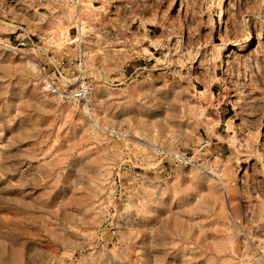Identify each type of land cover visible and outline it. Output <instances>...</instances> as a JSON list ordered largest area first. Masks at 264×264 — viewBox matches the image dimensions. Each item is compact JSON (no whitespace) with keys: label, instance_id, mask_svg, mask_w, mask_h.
<instances>
[{"label":"rangeland","instance_id":"374dc122","mask_svg":"<svg viewBox=\"0 0 264 264\" xmlns=\"http://www.w3.org/2000/svg\"><path fill=\"white\" fill-rule=\"evenodd\" d=\"M50 1L0 0V264H264V0H84L80 34ZM80 74L91 111L45 84Z\"/></svg>","mask_w":264,"mask_h":264},{"label":"built area","instance_id":"2783aa9c","mask_svg":"<svg viewBox=\"0 0 264 264\" xmlns=\"http://www.w3.org/2000/svg\"><path fill=\"white\" fill-rule=\"evenodd\" d=\"M75 7H76V12H77V18L79 20V25L75 26V30L77 34H80L82 31V14H83V8L85 6L84 0H71ZM1 20V19H0ZM22 40L19 41L20 45H26V44H33L36 47V43L33 41L32 35L30 33H24L22 36ZM76 42V47H77V54L76 55H70V54H63L59 58H55L54 56H50V52H47V55H49L48 64H52V66L55 67V73L58 72L60 76L64 74V68L68 64H78L81 68L80 71L83 72V64H86L85 58V47L84 43L81 39L75 40ZM2 46V42L0 40V47ZM38 47V46H37ZM78 86L70 89L69 91L67 90H61V88L57 85V82L50 78L47 77L45 79V84L48 87L50 91L53 93L60 94L62 96H72L77 99H82L89 111L92 110L91 107V98H92V85L90 81L85 78L82 74H80V79L78 80ZM106 132H109L111 135H114L116 137H120L123 135V131L118 129V128H105Z\"/></svg>","mask_w":264,"mask_h":264},{"label":"crops","instance_id":"0c3cea01","mask_svg":"<svg viewBox=\"0 0 264 264\" xmlns=\"http://www.w3.org/2000/svg\"><path fill=\"white\" fill-rule=\"evenodd\" d=\"M97 1H103V3L100 5H95L94 2H92L93 7H103L107 8L109 10L110 15H112V18H116L118 12L122 11L123 13H126L128 9H130L131 5V0H97ZM54 0L50 1L51 5L53 4ZM106 2V4H105ZM140 7V6H139ZM138 7V12L140 14L144 13V10L140 11ZM105 8V9H106ZM104 9V10H105ZM111 11V12H110ZM142 17V15L139 16V18ZM153 19L150 18H145V23H146V30H143V36L145 39V44L142 45V49L146 54V56H143L144 62L141 64H128L130 66V69L132 70L131 73H135L138 70L144 71L146 69H157V67H154L153 65V60L157 58L155 54V49L157 50L159 47H162V42L158 43L159 39V34L156 33L153 29L154 25H157V23L152 21ZM151 26V27H150ZM72 27V26H71ZM74 28V26H73ZM72 36V35H71ZM159 44V45H158ZM149 61L151 64H146V62ZM144 63V64H143ZM230 102L225 101V104L230 105ZM233 107V106H232ZM230 108H226L223 110L225 120H231V115L229 114ZM221 141V140H220Z\"/></svg>","mask_w":264,"mask_h":264},{"label":"bare ground","instance_id":"6f19581e","mask_svg":"<svg viewBox=\"0 0 264 264\" xmlns=\"http://www.w3.org/2000/svg\"><path fill=\"white\" fill-rule=\"evenodd\" d=\"M226 13V8L225 7H223V9H222V15H224ZM160 41V38H159V40H158V42ZM163 41V40H162ZM161 41V42H162ZM161 44V43H160ZM159 45V44H158Z\"/></svg>","mask_w":264,"mask_h":264}]
</instances>
